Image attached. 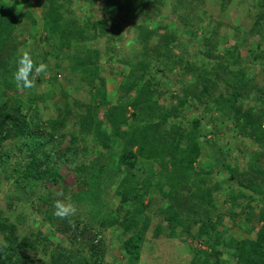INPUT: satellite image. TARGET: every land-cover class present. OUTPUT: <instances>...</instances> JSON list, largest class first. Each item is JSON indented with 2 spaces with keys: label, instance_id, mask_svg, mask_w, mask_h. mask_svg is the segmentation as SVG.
I'll list each match as a JSON object with an SVG mask.
<instances>
[{
  "label": "trees",
  "instance_id": "trees-1",
  "mask_svg": "<svg viewBox=\"0 0 264 264\" xmlns=\"http://www.w3.org/2000/svg\"><path fill=\"white\" fill-rule=\"evenodd\" d=\"M131 13L139 19L125 24ZM102 36L138 48L117 47L132 55L111 87L102 69L116 56L101 62ZM24 51L48 67L32 89L14 80ZM258 66L264 74V0H0V170L9 194L0 264H264ZM78 81L85 93L72 96ZM221 133L232 136L219 145ZM209 147L219 155L201 163ZM58 199L76 213L55 216ZM111 245L122 259L109 261Z\"/></svg>",
  "mask_w": 264,
  "mask_h": 264
},
{
  "label": "rangeland",
  "instance_id": "rangeland-1",
  "mask_svg": "<svg viewBox=\"0 0 264 264\" xmlns=\"http://www.w3.org/2000/svg\"><path fill=\"white\" fill-rule=\"evenodd\" d=\"M8 3H10V5H15L16 4L17 6L23 7L24 5L26 6L27 4L30 5L31 4V0H8ZM77 9L79 10L78 6H77ZM222 16H223V18L225 20H227V22H229V23H231V21L233 22V17L231 16V13L229 11L225 12V14H222ZM123 19H125L123 21L125 24H129L130 22L137 21L139 19V16H136L135 14L131 13V14H128V15L124 16ZM153 26H155V25L153 24ZM206 29L209 30L210 26H207ZM42 33H43L42 30L34 29L33 37L35 38L37 43H39L38 41H39ZM96 44L101 50V57H100L101 62H104L109 56H112L113 54L116 56V58L114 60L109 62V64L105 65V67H103V69H102V72L107 76V80H109L108 81L109 87L112 86V79L115 80L118 84H120L123 81V76H122L121 72L124 70L123 69L124 66H127L126 63L123 61V59L131 57L132 53L127 55L122 49H120V51H117V49H118L117 47L120 46V48H121V46H124L126 44V46H128V48H130V49L134 48V49L138 50L137 46L135 44L131 43V42H128V38H126L124 40H120V41L115 39L113 42H111L105 36L100 37L97 40ZM39 45H37V46L39 47ZM107 48H109V50ZM163 65L164 64H162V66ZM110 70H112V71H110ZM128 71H129V68L126 70V72H123V73L127 74ZM252 71L254 73L258 74V72H259L261 74V76L257 77V80H258L257 83L259 84V87L264 89V77H263L264 74L261 73L260 67L258 66L256 68H253ZM172 76H173V81H175L176 80L175 74H173ZM170 77H171V75H170ZM66 85H68V84L66 83ZM71 91L73 93L72 96H79L77 94L78 91H82L83 93H85L84 88L83 89L80 88L79 90H75V88H72ZM167 99L170 100V98H167ZM104 109L105 108H103L102 110H104ZM52 110L53 109L50 108L48 110V112H50ZM212 130L215 131L216 128H212ZM228 135L232 136L231 133H228V134L221 133L220 134V137L218 138L219 145L221 143H226L225 138H227ZM236 142H237V140L235 142L233 141V143H236ZM239 145H240V143H239ZM68 146H69V138H67L66 142H64L63 145L61 146L62 151L65 148H67ZM207 149L210 150V152H207ZM207 149L204 150V154H206V155L202 156L201 163L206 162V161L210 162V161H212L213 157H218V155H219L220 149L218 147L216 148L215 151H212L213 149L211 147H209ZM237 153L238 152H235L234 156H236ZM245 160H246L245 158L240 157V164L241 165L245 164L246 163ZM71 168H73V166ZM13 169H14V167H13ZM226 171H227V168L221 170L220 173H219V177L224 176L227 173ZM7 180H8L7 179V174L0 170V205L3 206V207L6 206L7 200H8V195H9L8 191H7V188L5 187V184H6ZM117 183L115 184V187H116ZM2 185H4V186L2 187ZM225 186L227 187V184ZM11 189L15 191V189H13V185H11ZM158 194L159 193H154L153 194L154 204L159 201ZM216 194H217L216 195L217 204L221 207V210H224L225 209V200H226V196L224 194V190H222V191H220V192H218ZM107 199L108 200L112 199V201H113L112 203H114V205H116L118 198L116 196V193L113 191L112 195L109 196ZM10 200H12L11 196H10ZM117 234H118V232H116V230H114V229L110 230V236H111L112 240H114L116 238ZM110 251H111L110 253H111L112 257H109V261H111V260L118 261V260L122 259L123 252L120 250V246L119 245H114L113 247L111 245Z\"/></svg>",
  "mask_w": 264,
  "mask_h": 264
},
{
  "label": "clouds",
  "instance_id": "clouds-1",
  "mask_svg": "<svg viewBox=\"0 0 264 264\" xmlns=\"http://www.w3.org/2000/svg\"><path fill=\"white\" fill-rule=\"evenodd\" d=\"M47 70V65L43 62L37 65L33 56L28 51L22 52L16 60V69L14 72L16 87L18 89H32L35 86V74H46ZM60 81L66 84V79L64 77L60 76ZM80 85H85V83L78 81L77 84L71 88L77 90L80 88L83 89ZM54 209V215L60 219L68 218L77 211L76 206L72 202H66L63 199H58L54 202Z\"/></svg>",
  "mask_w": 264,
  "mask_h": 264
}]
</instances>
